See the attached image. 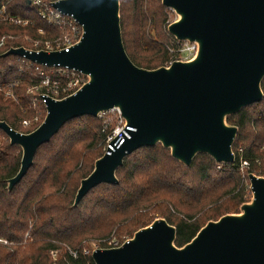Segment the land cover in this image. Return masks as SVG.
<instances>
[{
    "label": "water",
    "instance_id": "water-1",
    "mask_svg": "<svg viewBox=\"0 0 264 264\" xmlns=\"http://www.w3.org/2000/svg\"><path fill=\"white\" fill-rule=\"evenodd\" d=\"M177 19L167 25L175 40L196 44L188 61L145 69L128 57L121 35L120 0H56L53 8L71 16L81 36L68 51L10 47L37 65L62 67L88 77L74 93L42 96L43 121L22 133L0 121L9 143L21 149L17 173L6 180L11 191L33 163L36 150L67 122L118 110L123 131L113 149L95 160L81 179L72 208L101 184L116 185L124 158L142 147L160 144L190 166L197 154L216 163L235 161L232 145L238 128L229 115L263 98L264 0H161ZM251 199L239 212L209 220L187 243L175 245L176 228L164 218L135 231L122 245L96 248L94 264H264V177L249 173Z\"/></svg>",
    "mask_w": 264,
    "mask_h": 264
},
{
    "label": "trees",
    "instance_id": "trees-1",
    "mask_svg": "<svg viewBox=\"0 0 264 264\" xmlns=\"http://www.w3.org/2000/svg\"><path fill=\"white\" fill-rule=\"evenodd\" d=\"M2 8L0 37L6 40L0 47V121L28 133L45 117L40 94L46 87L35 91L33 102L28 90L41 80L36 65L1 55L10 47L41 49L44 41L55 42L68 29L48 24L30 0H0ZM167 9L161 0H120L122 41L135 65L155 69L175 60L169 51L175 39L165 25ZM2 16L27 23L15 24ZM61 79L64 75L51 80ZM261 89L260 102L226 118L238 128L233 163L219 164L207 154H197L187 167L160 144L142 147L117 168L118 184L91 189L75 208L80 181L104 154L110 132L99 117L67 121L36 150L32 165L11 191L6 180L19 169L21 149L0 129V239L6 241L0 242V264H94L91 249L84 252L87 244L112 237L121 244L156 217L176 228L175 245L181 247L209 220L239 212L251 199L248 174L264 177V77ZM27 120L30 123L23 125ZM99 247L106 244L100 242Z\"/></svg>",
    "mask_w": 264,
    "mask_h": 264
},
{
    "label": "built area",
    "instance_id": "built-area-1",
    "mask_svg": "<svg viewBox=\"0 0 264 264\" xmlns=\"http://www.w3.org/2000/svg\"><path fill=\"white\" fill-rule=\"evenodd\" d=\"M30 3L33 6H36L39 10V15L41 16V18H43L48 24L50 25H54L57 26L60 29H63L64 27H67V29H70V32L64 34L60 37V39H57V41L55 42H50V41H44L43 42V47L41 49H33L35 51H39V50H45V51H53V50H64V51H68L69 48L75 44L80 36H81V27L74 21V19L71 16H67L64 15L62 13H60L57 9L53 8L52 6V2H47L44 0H30ZM0 13H3V8L0 10ZM3 19L9 20L10 22H13L15 24H21V25H25L27 23L26 20H20L17 18H11V17H5L2 16ZM39 33H41V29L38 30ZM9 38H11V36H8ZM6 40L5 36H1L0 37V47L4 44ZM187 42V41H184ZM189 43V42H187ZM192 44V52L196 53V44L194 43H189ZM35 45H37V42H35ZM32 50V49H29ZM24 60H26L25 58H23ZM28 61V60H26ZM30 62V61H28ZM31 64H35L30 62ZM35 71L37 73V75L40 77V84L36 87H31L28 90V93H33V91H38V89L40 87H46V90L44 93L40 94V100L42 101L41 97L42 96H50L53 97L55 99H59V97L61 95L65 96V95H69L67 94L69 91H72V93H74L77 88H68V87H61L58 84H54V82H59V81H53L51 79V77H48V75H46L44 67L46 66H41V65H37L35 64ZM55 68L58 73H61V75H67V74H74V73H79L76 72L74 70H68L66 68H62V67H52ZM81 74V73H79ZM32 95V94H31ZM109 111H116V113H118V119L120 122V129H117L114 133H111V130L109 133H107L106 135V139H105V146L103 148V153H109L110 150L113 149V145L111 144V142L113 141V139L120 134L121 131H123V127H124V119L121 117L120 112L116 109L114 110H109ZM106 111V112H109ZM106 112H101L98 116L100 117L101 115L105 114ZM23 124H27V121H23ZM107 126H105L103 124V128L104 130L106 129ZM246 162L242 163V166H245ZM250 190V189H249ZM251 194V192H250ZM128 239H125L123 242L127 241ZM6 243L5 240H1L0 242ZM111 241V240H109ZM101 243L106 244V247L104 248H110V247H117L122 245L119 244L117 241H111V242H107V241H100ZM99 242V243H100ZM99 243H95V244H91L92 248L95 247L96 248H100L99 247ZM108 243V244H107ZM94 250V249H93ZM91 249V252L93 251ZM85 253H88L89 250L85 249L84 250ZM51 254L54 256L55 255V251H52ZM91 254V253H90Z\"/></svg>",
    "mask_w": 264,
    "mask_h": 264
},
{
    "label": "rangeland",
    "instance_id": "rangeland-1",
    "mask_svg": "<svg viewBox=\"0 0 264 264\" xmlns=\"http://www.w3.org/2000/svg\"><path fill=\"white\" fill-rule=\"evenodd\" d=\"M165 16H166V21H165V25L168 23L173 22L174 20H176L178 17L177 15L171 10V9H167V11L165 12ZM70 32V29H68L66 32H64V34ZM169 51L171 53L174 54V59L175 60H181V61H188L190 59H192L195 55V53L192 52V44H189L187 42H180L177 40H173V42L171 43V46L169 47ZM170 64V62L168 63V65ZM167 65V66H168ZM46 75H48V77H56V76H61V73H58L57 71L53 70V69H47L45 70ZM88 80V77L79 73H70L64 76V79L59 80V82H54L53 85L58 84L61 87H68L71 89L72 88H80L86 81ZM37 92V91H36ZM32 94V101L36 102V98L34 97L35 91H33ZM99 117V116H98ZM100 121L102 124H104L107 130H111V133H114L117 129H120V122L118 119V113H116V111H109L106 112L105 114L101 115L99 117ZM30 122L27 120V124H29ZM27 124H23V125H27ZM106 143H104V145L102 146V150L104 148ZM158 218V217H156ZM155 218V219H156ZM111 241H117L116 239H114V237H112L111 239H109ZM107 239H103V240H96V241H92L91 243L87 244L89 249H95V247L92 248L91 244H95V243H99L100 241H107V242H111ZM118 242V241H117ZM92 244V245H93ZM108 244V243H107ZM100 248H104V247H100Z\"/></svg>",
    "mask_w": 264,
    "mask_h": 264
}]
</instances>
